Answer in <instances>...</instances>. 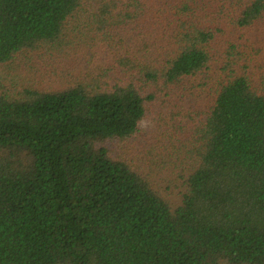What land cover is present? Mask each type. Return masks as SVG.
Here are the masks:
<instances>
[{
  "label": "trees",
  "instance_id": "1",
  "mask_svg": "<svg viewBox=\"0 0 264 264\" xmlns=\"http://www.w3.org/2000/svg\"><path fill=\"white\" fill-rule=\"evenodd\" d=\"M12 62L64 81L0 79V264H264V0H0Z\"/></svg>",
  "mask_w": 264,
  "mask_h": 264
},
{
  "label": "rangeland",
  "instance_id": "2",
  "mask_svg": "<svg viewBox=\"0 0 264 264\" xmlns=\"http://www.w3.org/2000/svg\"><path fill=\"white\" fill-rule=\"evenodd\" d=\"M0 79L15 86L22 83H36L54 89L59 88L62 84L61 81H64L60 77H56V75H51L48 71L47 73L42 71L38 72L37 69L32 70L28 67H22V65L16 64V62L0 65ZM208 95L209 89H204L198 103L203 104ZM168 112L169 110L164 109L158 101L155 102L147 118L141 123L139 131L135 133L127 143L120 145L118 142L112 141L108 143L109 147L116 153L122 155L123 159L136 165L139 170L143 169L144 166L141 164V161L145 157L146 148L149 143H151V134L154 130H158L159 125L162 124L161 114H167ZM160 180L162 182L164 181L162 178H160Z\"/></svg>",
  "mask_w": 264,
  "mask_h": 264
}]
</instances>
